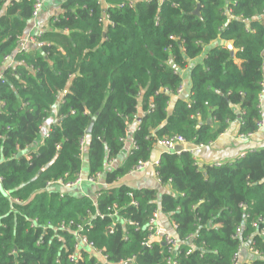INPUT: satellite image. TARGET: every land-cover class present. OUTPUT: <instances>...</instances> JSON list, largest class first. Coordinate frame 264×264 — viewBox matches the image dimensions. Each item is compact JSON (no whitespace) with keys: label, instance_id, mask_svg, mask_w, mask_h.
<instances>
[{"label":"trees","instance_id":"1","mask_svg":"<svg viewBox=\"0 0 264 264\" xmlns=\"http://www.w3.org/2000/svg\"><path fill=\"white\" fill-rule=\"evenodd\" d=\"M33 1L0 0V68L13 58L0 74V264H101L85 246L77 261L68 257L77 241L71 229L88 220L82 235L108 264H167L161 240L143 245L154 212L172 224L176 264H233L243 246L254 256L239 264H264V147L202 168L189 150L163 149L154 167L169 187L161 193L125 185L91 196L46 189L81 180L84 146L87 178L103 175L112 184L148 164L166 137L206 146L236 119L238 135L255 133L264 0H104L105 9L99 0H66L49 28L33 36L39 46L15 52ZM195 59L188 97L170 108L181 87L177 68ZM54 110L57 122L41 135ZM136 118L127 155L106 170ZM112 205L131 222L110 233Z\"/></svg>","mask_w":264,"mask_h":264},{"label":"crops","instance_id":"2","mask_svg":"<svg viewBox=\"0 0 264 264\" xmlns=\"http://www.w3.org/2000/svg\"><path fill=\"white\" fill-rule=\"evenodd\" d=\"M66 0H44L41 11L38 16L35 18H31L27 20L26 27L23 33L19 36L21 38L27 36H35L39 31H45L49 28L50 18L56 16L57 14L62 12L61 5ZM139 0H129L130 3H134ZM161 1V0H160ZM11 0H7L6 5L9 4ZM103 9L107 7V3L104 0H99ZM227 44V43H226ZM39 45L35 42L30 47H38ZM18 46L16 45L15 52L17 51ZM61 52H64L62 48H59ZM205 52V50H204ZM232 56L235 55V50L231 53ZM200 59L188 60L186 65L183 68H177L181 76V91L178 94L172 96L169 107L171 108L173 101L176 98H187L190 93V69L196 64ZM233 61L237 64L241 63L243 60L237 57L233 58ZM13 65V58L9 56V60H3V66L0 68L1 70L8 67L9 65ZM174 66V64H171ZM78 73V71H77ZM66 92V90H65ZM59 99V98H58ZM260 110L262 121L264 123V94L260 96ZM55 111L51 114L47 120L44 122L41 128V135L48 132L52 123L57 122V118L55 117ZM141 115L140 113L138 114ZM138 120L137 118L128 124V137L125 139L123 144V149L121 154L112 160H109L105 164L106 170H111L119 166L124 157L127 155L129 149L132 146L131 133L137 126ZM239 126L238 119L231 121L228 123L227 128L224 132L219 134L214 141L209 143L206 146H193L187 144L186 142L182 144L184 150H189L192 153V156L195 160V164L202 168L204 165H218L220 163L232 161L235 158L241 157L246 152L254 151L261 149L264 147V125L260 126L258 130L249 135H238L237 130ZM41 139H38V145ZM87 146H84L82 150V168H81V182L76 184L73 187H66L62 183H50L46 187L47 190L50 191H58L62 195L72 194L73 196H81V195H93L101 188L114 187L117 185H125L130 188H147V189H156L158 192L168 191L169 187L167 185L161 186L158 179L156 178L154 167L158 161V158L163 151V147L160 143H157L151 150V158L148 161V164H145L144 167L140 169H136L125 176L121 177L117 181L112 184L105 183L104 176L99 175L95 180H88V155H87ZM157 223L162 231L174 235L172 232V226L168 219V217L161 213L157 218ZM254 256V253L249 250V247L243 246L237 257L235 262L237 264L241 262L248 263L251 258Z\"/></svg>","mask_w":264,"mask_h":264},{"label":"built area","instance_id":"3","mask_svg":"<svg viewBox=\"0 0 264 264\" xmlns=\"http://www.w3.org/2000/svg\"><path fill=\"white\" fill-rule=\"evenodd\" d=\"M43 2L44 0H34L33 1V7H32V12H31V18H35L38 16L39 12L42 9L43 6ZM43 31H39L37 32V34L35 36H39ZM36 42V40L34 39V37L32 36H27L24 38L18 37V41H17V46H18V51L24 50L26 49L30 44H34ZM9 60V56H6L4 58V61ZM1 77V75H0ZM181 91V87L178 89V92ZM261 94H264V88H262L261 90ZM264 125L263 121L259 122V126ZM164 150L167 151H173L174 147L176 145H181L183 143H185V140L182 136L180 135H175L172 137H166L164 139H162L159 142ZM145 163H138L136 169H140L142 167H144ZM1 180V179H0ZM88 180H92L89 179ZM81 182L80 179H77L76 181L72 182V183H66L65 186L66 187H73L74 185H76L77 183ZM132 203V202H131ZM98 215V214H96ZM108 215L112 218V221L110 223V225L108 226V231L110 233H112L115 228L120 225L122 227H124L127 223H130L131 221L129 219H126L120 215H118V207H116V205H112V208L109 209ZM158 213L154 212L152 217L149 219V221L147 222V231H148V236L147 239H145L143 241V245L144 246H150V241L154 240V239H158L161 240L162 243L166 246V251L167 253L170 255L169 257H167V264H176V262L173 260V256L176 254V247L178 246V241L175 237H173L172 235L162 231V229L159 227L158 223H157V218H158ZM91 224L90 220L85 221L82 224H77L76 227L74 229H71V233L76 237V242L73 245V251L72 253L68 256L69 260L72 262L77 261L80 258V248L81 246H85L87 249H89L91 251V253L95 254L98 256V258L101 261V264H108V262L106 261V258L102 252L101 249H95L94 245L92 242H89L86 237L84 235H82L84 227L85 226H89ZM134 225L137 227L138 224L134 223ZM35 223L33 222L31 224V227H34ZM68 230H70V228L64 224L60 225L59 228H66ZM54 232L56 231V228L52 229ZM236 260V259H235ZM235 260L233 262V264L235 263ZM132 261V258H128L122 262L125 263H129Z\"/></svg>","mask_w":264,"mask_h":264},{"label":"water","instance_id":"4","mask_svg":"<svg viewBox=\"0 0 264 264\" xmlns=\"http://www.w3.org/2000/svg\"><path fill=\"white\" fill-rule=\"evenodd\" d=\"M193 13L200 17V13H199V5L196 6V8L194 9ZM226 47L229 49L230 53L233 52L232 46H231V44H230L229 42L226 44ZM137 120L139 121V118H138ZM92 124H93V120L90 122L88 128L86 129V132L89 133V132L91 131ZM182 150H184V148L182 147V145H179V144H178V145H176V146L174 147V150H173V151H174V152H180V151H182Z\"/></svg>","mask_w":264,"mask_h":264},{"label":"bare ground","instance_id":"5","mask_svg":"<svg viewBox=\"0 0 264 264\" xmlns=\"http://www.w3.org/2000/svg\"><path fill=\"white\" fill-rule=\"evenodd\" d=\"M172 225V224H171Z\"/></svg>","mask_w":264,"mask_h":264}]
</instances>
